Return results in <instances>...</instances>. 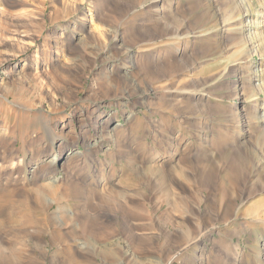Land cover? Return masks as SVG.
<instances>
[{"label":"rangeland","instance_id":"rangeland-1","mask_svg":"<svg viewBox=\"0 0 264 264\" xmlns=\"http://www.w3.org/2000/svg\"><path fill=\"white\" fill-rule=\"evenodd\" d=\"M0 264H264V0H0Z\"/></svg>","mask_w":264,"mask_h":264},{"label":"bare ground","instance_id":"bare-ground-1","mask_svg":"<svg viewBox=\"0 0 264 264\" xmlns=\"http://www.w3.org/2000/svg\"><path fill=\"white\" fill-rule=\"evenodd\" d=\"M63 152H64V150H62V153L61 154H63Z\"/></svg>","mask_w":264,"mask_h":264}]
</instances>
